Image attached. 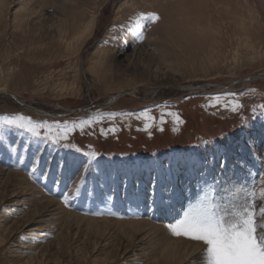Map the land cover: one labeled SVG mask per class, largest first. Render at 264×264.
Here are the masks:
<instances>
[{
  "label": "rangeland",
  "instance_id": "374dc122",
  "mask_svg": "<svg viewBox=\"0 0 264 264\" xmlns=\"http://www.w3.org/2000/svg\"><path fill=\"white\" fill-rule=\"evenodd\" d=\"M140 12L161 17L145 22L143 39L128 30ZM0 92V115L64 122L115 114L62 142L79 152L0 130V264H200L202 242L165 225L209 187L224 206L261 187L264 0H0ZM218 94L242 110L206 107ZM165 105L184 123L174 132L166 117L149 136L135 114L149 109L158 125ZM112 125L115 134H100ZM26 178L54 205L31 198L21 206L12 190ZM71 213L93 225L109 220L100 242Z\"/></svg>",
  "mask_w": 264,
  "mask_h": 264
},
{
  "label": "snow or ice",
  "instance_id": "6c2138e0",
  "mask_svg": "<svg viewBox=\"0 0 264 264\" xmlns=\"http://www.w3.org/2000/svg\"><path fill=\"white\" fill-rule=\"evenodd\" d=\"M161 19L156 12H140L137 14L134 24L129 26V32H137L143 39L142 30L145 22L156 23ZM236 93H225L223 97H235ZM230 108L232 112H239L243 104L236 99L226 100L221 95H216L208 100L206 107ZM159 107V106H158ZM259 109L264 110V105H259ZM257 109L254 108L253 112ZM133 114H127L131 117ZM264 115V111H261ZM166 117H171L174 124L173 131H179L178 125L184 121L178 112L172 111L165 105L161 110L159 124L156 118L151 115V110L146 109L135 114V119L143 120V129L152 135L151 129L156 126L163 131V125L167 122ZM115 119L114 113L106 116L96 113L79 121H34L31 117L23 114L0 115V130L18 129L23 133L30 134L37 141L62 145L67 149H80L73 143H62L69 141L71 134L77 129L84 132L86 129L94 128L97 124H102L105 119ZM244 126H248L244 123ZM118 128L115 125L107 129L101 127L100 134L107 136L115 134ZM2 138V137H0ZM207 143V142H205ZM39 145L37 151H39ZM99 153L89 151L85 156L90 160H95ZM247 166L248 161H244ZM87 168V165L85 166ZM39 170V158L34 160L31 175H35ZM261 187L252 191L242 202H236L229 206H224L217 202L215 190L212 187L206 189L199 196L196 204H189L187 210L183 211L179 218H173L172 222L166 223L165 227L175 237H184L192 241L202 242L200 264H264V206L257 209V200L264 203V177H261ZM70 194H65L63 202L69 203ZM162 213H167L168 208L161 209ZM259 221V222H258ZM195 264V261H190Z\"/></svg>",
  "mask_w": 264,
  "mask_h": 264
},
{
  "label": "bare ground",
  "instance_id": "6f19581e",
  "mask_svg": "<svg viewBox=\"0 0 264 264\" xmlns=\"http://www.w3.org/2000/svg\"><path fill=\"white\" fill-rule=\"evenodd\" d=\"M123 92H126V91H123ZM121 94H122V91L120 92ZM26 157V156H25ZM14 158V157H13ZM16 161V160H15ZM18 161H20V160H18ZM17 161V162H18ZM21 161H22V159H21ZM25 161V160H24ZM27 162V161H26ZM24 164H26V163H24ZM28 164V163H27ZM26 164V165H27ZM29 170H31V168L29 169ZM2 169H0V174H2ZM31 172V171H30ZM11 173V172H10ZM16 176V173H14V172H12L11 174H9V176ZM22 181V183L24 184V185H22L20 188L19 187H17V186H15V188L16 189H13L12 190V192L15 194L14 195V198H15V196L18 198V199H20L22 202L20 203V205L22 206V205H24V204H26V203H29V200H31V198L32 199H37V200H39V201H41V205H43L42 207H48V205H52L53 203H55V200H53V199H50V198H46L45 196H44V194H42L38 189H36L34 186H32V184L31 183H29V181H27V178H26V180L25 179H21ZM8 183V182H7ZM12 186H14V184H12ZM17 190V191H16ZM19 194V195H18ZM13 196V195H12ZM18 199H16V203L18 202ZM32 201V200H31ZM33 204V203H32ZM35 205H37V204H35ZM54 205V204H53ZM52 205V206H53ZM35 207V206H34ZM59 212V211H58ZM40 213V210H39V208L37 209V207L36 208H34V210H31L30 212H28V213H26V214H24V216H23V218H26L29 214H31V215H34V214H39ZM55 215V214H54ZM70 216H74L75 217V219H76V221H78L77 220V218H79V219H81V220H83V219H85V220H87V224H88V226H91L89 229L91 230V232H89V234H95V239H94V242H96V244L98 243V242H100V240H98L99 239V236H97L98 234L100 235L101 233H104V232H107V226L108 225H110L109 223V220H103V221H100L101 222V224H95V225H93V223L95 222V220H92V219H86V218H83V217H80V216H77V215H74V214H69ZM41 218V217H40ZM25 220V219H24ZM96 221H99V220H96ZM103 222V223H102ZM123 222V221H122ZM122 222H118V223H122ZM139 222L140 221H128V223H129V225L130 226H133L134 224H139ZM124 223V222H123ZM128 225V226H129ZM68 226H69V224H68ZM85 226V225H84ZM113 226V225H112ZM127 226V225H126ZM35 228V227H34ZM112 228H114V227H112ZM16 229V228H15ZM35 230V229H34ZM80 230V229H79ZM111 230V229H110ZM110 230H108V232L110 231ZM46 231V230H45ZM67 231V230H66ZM135 231H137V230H135ZM42 232V231H41ZM165 234V233H164ZM92 235V236H93ZM102 235V234H101ZM133 235H131V236H128V238H131ZM162 236V235H161ZM167 236H168V234H167ZM164 238V237H163ZM163 238H161V240H164ZM166 238H168V237H166ZM166 241V240H165ZM168 241H169V239H168ZM158 242H162V241H158ZM164 242V241H163ZM168 242H166L165 244H167ZM171 243H172V241L170 242V245H168V246H171ZM174 244H175V242H174ZM178 244V243H177ZM176 244V245H177ZM178 246V245H177ZM175 248H176V246H174ZM174 248V249H175ZM165 251V250H164ZM171 254H172V252H170V254H169V256H171ZM195 257V256H194ZM176 258H178V257H176ZM175 259V258H174ZM172 260V258H169V259H167L166 258V256H165V259H164V262L165 261H168V262H170ZM193 260V259H192ZM191 261V260H190ZM182 264H184V263H182ZM186 264V263H185ZM188 264H190V263H188Z\"/></svg>",
  "mask_w": 264,
  "mask_h": 264
},
{
  "label": "water",
  "instance_id": "95a60500",
  "mask_svg": "<svg viewBox=\"0 0 264 264\" xmlns=\"http://www.w3.org/2000/svg\"><path fill=\"white\" fill-rule=\"evenodd\" d=\"M248 79H249V78H248ZM178 88H182V87H178ZM0 93H3V92H0ZM122 94H128V93H127V92H122ZM10 95H11L12 97L16 98L17 100H19V99H18L17 97H15L14 95H12V94H10ZM117 96H119V94H116V95L112 96L110 100L116 99ZM19 101H20V100H19ZM20 102H21V101H20ZM83 110H85V109H83V108H79V109H77V110H72V111L69 112V113H62L61 115L66 116V115H70L71 113H74V112H80V111H83Z\"/></svg>",
  "mask_w": 264,
  "mask_h": 264
}]
</instances>
